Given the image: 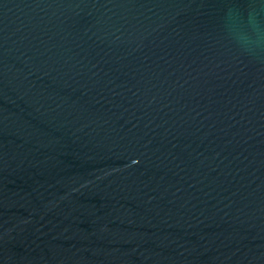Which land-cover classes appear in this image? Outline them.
I'll return each mask as SVG.
<instances>
[{
	"label": "water",
	"instance_id": "1",
	"mask_svg": "<svg viewBox=\"0 0 264 264\" xmlns=\"http://www.w3.org/2000/svg\"><path fill=\"white\" fill-rule=\"evenodd\" d=\"M0 264H264V0H0Z\"/></svg>",
	"mask_w": 264,
	"mask_h": 264
}]
</instances>
